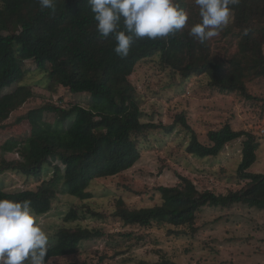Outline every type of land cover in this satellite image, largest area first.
Segmentation results:
<instances>
[{
  "label": "trees",
  "instance_id": "trees-1",
  "mask_svg": "<svg viewBox=\"0 0 264 264\" xmlns=\"http://www.w3.org/2000/svg\"><path fill=\"white\" fill-rule=\"evenodd\" d=\"M55 2L53 14L41 10L39 0H0V129L6 127L4 121L31 92L21 86L2 96V91L25 78V52L34 55L40 70L51 65L50 86H62L75 95L87 94L90 101L87 107L69 108L48 103L18 119H29L33 126H39L42 114L50 113L69 126L63 132L39 130L24 142L4 146V152H17L19 159H2L0 176L17 173L41 180L52 170L53 177L42 181L37 190L10 193L0 189V199L30 201L38 217L52 210L61 189L87 201L92 198L89 189L96 180L119 176L134 167L152 132L171 134L181 124L191 134L187 153L199 158L217 157L228 144L245 137L238 178L246 184L239 190L217 194L180 176L178 185L158 188L161 205L131 209L119 200L113 217L126 228H167L170 235L193 238L198 233L197 215L204 207L229 209L242 205L263 211L264 174L250 172L257 162L259 139L226 125L210 132V144L206 145L183 115L177 116L173 125L142 122L144 99L131 77L141 61L158 56L164 69L184 77L209 73L213 90L260 101L251 94L250 85L264 80V0H239L232 7L231 25L222 26L218 35L204 43L189 35L191 27L201 22L195 0H175L189 16L185 27L163 38H133L125 58L115 53L116 41L111 35L101 37L98 33L87 0ZM13 28L16 32L5 35ZM78 209L67 214L65 223L81 220ZM87 213L103 218L92 210ZM114 236L102 229L61 227L48 245L47 264L55 258L77 255L84 242Z\"/></svg>",
  "mask_w": 264,
  "mask_h": 264
},
{
  "label": "rangeland",
  "instance_id": "rangeland-1",
  "mask_svg": "<svg viewBox=\"0 0 264 264\" xmlns=\"http://www.w3.org/2000/svg\"><path fill=\"white\" fill-rule=\"evenodd\" d=\"M233 19L231 11V18L224 26H230ZM14 32L13 28L5 35ZM25 53V78L2 91V96L21 86L31 92L4 121L6 127L0 129V161L19 159L17 152H4V146L24 142L41 130L63 132L69 126L50 113L42 114L39 126H33L29 119L18 122L19 118L48 103L69 108L72 105L87 107L90 101L87 94L75 95L62 86H50L51 65L42 71L34 55ZM131 81L144 99L142 122L173 125L177 116L183 115L200 142L206 145L210 144L209 133L226 125L238 132L252 133L259 139L260 149L250 172L264 174V80L250 85L251 94L260 101L247 100L213 90L209 73L184 77L164 69L157 56L141 61ZM190 140L191 134L181 124L171 134L152 132L134 167L119 176L96 180L89 189L91 199L81 201L61 189L52 210L41 217L35 215L49 237L48 245L61 227L102 229L117 236L84 242L77 255L55 258L49 264H159L163 260L170 264H264V210L242 205L229 209L204 207L197 215L198 233L193 238L170 235L167 228H126L113 217L119 200L131 209L161 205L158 188L178 185L180 176L189 178L202 190L217 194L239 190L246 184L240 183L238 178L245 137L228 144L217 157L207 158L187 153ZM52 177V170L41 180L5 173L0 176V189L10 193L37 190L42 181ZM74 208H79L81 220L65 223V217ZM88 210L103 218L92 216ZM128 234L132 237L126 238Z\"/></svg>",
  "mask_w": 264,
  "mask_h": 264
},
{
  "label": "clouds",
  "instance_id": "clouds-1",
  "mask_svg": "<svg viewBox=\"0 0 264 264\" xmlns=\"http://www.w3.org/2000/svg\"><path fill=\"white\" fill-rule=\"evenodd\" d=\"M239 0H195L201 22L189 35L200 43L218 35ZM101 37L111 35L115 53L125 58L133 38L157 39L183 29L189 19L175 0H87ZM41 10L56 11L55 0H39ZM122 23V28H121ZM49 237L30 201L0 199V264H47Z\"/></svg>",
  "mask_w": 264,
  "mask_h": 264
}]
</instances>
